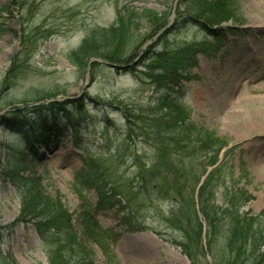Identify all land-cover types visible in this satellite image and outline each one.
<instances>
[{
	"label": "rangeland",
	"instance_id": "374dc122",
	"mask_svg": "<svg viewBox=\"0 0 264 264\" xmlns=\"http://www.w3.org/2000/svg\"><path fill=\"white\" fill-rule=\"evenodd\" d=\"M229 1L240 23L230 29L232 22L221 15L219 27L224 28L225 38L218 48L205 25L189 20L201 14L218 19L220 9L213 3L200 8L187 2L182 5L181 0H0V9L6 6L11 12L0 18V228L15 223L21 208L25 187L15 186L9 179L14 169L23 178L42 177L47 193H58L75 221L78 198L71 183L84 169L83 161L92 157L105 169L125 208L98 214L99 225L119 235L111 249L117 263L190 264L171 243L172 238L182 236L171 222L177 214L184 225L179 213V209L184 211V202L172 206L162 190L146 196L138 191L136 178L141 167L146 180L156 177L153 185L161 184L162 169L149 172L156 149L169 144V133H159L163 110H159L146 77L160 52L192 57L193 66L180 80L186 116L226 145L219 158L223 183L216 185L214 205L225 209L226 199L235 195L234 186L253 198L241 208V214L263 211L264 125L254 126L250 133L231 129L234 119L229 113L237 108L244 118L248 110L264 106V0ZM141 9L169 13L161 30L155 33L147 20L126 15L128 11L139 14ZM112 26L120 29L114 51L126 59L121 68L109 67L101 58L92 60L98 67L91 73L70 64L69 56L87 33ZM13 65L6 84V71ZM242 100L249 103L246 110L236 107ZM51 103L67 109L60 118L66 114L73 128H67L48 151L40 152V162L32 161L29 150H24L22 163L14 164L13 153L21 145L5 130L6 114L20 109L29 112L32 120L34 107ZM181 169V177L172 178L182 184L176 189L184 190V164ZM187 172L191 174L189 169ZM199 173V168L193 170V175ZM226 192L232 194L225 196ZM91 200H97L94 192ZM200 222L205 230L203 220ZM89 247L95 264H105L97 245ZM202 250L206 251L204 236ZM49 251L30 224H18L2 234L1 261L9 257L14 264H47ZM209 258L206 256L208 263Z\"/></svg>",
	"mask_w": 264,
	"mask_h": 264
},
{
	"label": "trees",
	"instance_id": "16d2710c",
	"mask_svg": "<svg viewBox=\"0 0 264 264\" xmlns=\"http://www.w3.org/2000/svg\"><path fill=\"white\" fill-rule=\"evenodd\" d=\"M186 2L190 7L196 5L200 8L204 5L212 6L213 3L220 9V16L215 20L205 14L199 15V18L190 16L189 19L198 23L200 27L205 25L208 36L218 48L223 46L225 38L223 30L219 27L223 22L221 15L232 22L233 28L240 23L234 15L229 0H181L182 5ZM6 13L11 14L5 6L0 9V18ZM168 14L159 15L148 9H141L139 14L126 12L130 18L135 16L147 20L155 33L161 30ZM202 16H204L203 21H201ZM119 30L114 26L91 30L69 56L68 61L78 69L82 68L85 71L88 69L90 73L98 67V64L92 61L94 59L101 58L107 64L117 66L125 64L126 59L118 57L114 51L119 42L118 35H121ZM192 61L190 55L182 52H160L155 55L153 64L149 66L146 77L151 85L152 94L156 95L159 110H163L159 133H169L167 136L169 144L156 149V158L152 161L149 172L162 169L161 184L153 185L156 177H147L146 180L142 168L138 167L136 176L138 191L144 192L147 196L154 191L162 190L161 194L163 193L166 199L169 198L172 206L177 202L181 205L184 202V211L179 209L184 225L177 214H174L176 218L171 222L182 236L172 238L171 243L179 248L190 264H264V210L258 215L250 212L241 214V208L253 198L244 190L235 189L234 186L231 188L235 195L226 199L225 209L220 210L214 205L213 195L216 185L223 183L221 176L223 162L219 163V158L226 145L220 138L198 127L186 116L181 102L184 92L180 80L182 73L193 66ZM13 67L14 65L6 71L4 80L6 84L13 74ZM32 110V120L28 117L29 112L13 109L6 114L8 117L2 122L7 133L13 134L19 140V145L25 144L28 150L32 151L40 146L48 149L50 141L47 134L57 140L62 134L63 127L73 128L68 116L64 123L59 122L61 119L58 114L64 113L66 108H58L51 103L46 106L39 105ZM78 110L81 111V104L78 105ZM13 157L16 159L13 163L20 164L22 153L15 151ZM83 163L84 169L75 174L71 183L72 191L78 198L75 221L74 215L62 203L58 193H47L42 184V177L33 175L23 180L18 176L17 169H14L9 179L15 186H24L25 190L21 193L22 203L15 223L0 228V242L4 232H11L18 224H30L40 241L50 248L47 264H95L90 245H97L105 258V264H118L111 249L119 235L112 229L102 228L98 222V214L115 207L122 212L125 208L120 205L119 193L115 190V185L108 181L102 165L92 157L84 160ZM183 164L184 190L176 189L182 184L172 178V175L181 177ZM195 168L200 169L197 176L193 175ZM211 168L213 170L207 175L208 169ZM188 169L191 174L187 172ZM205 175L204 181L200 184ZM154 188L156 190H153ZM91 192L95 193L96 202H92ZM135 193L136 191L132 194ZM231 194L226 192L225 196ZM201 219L205 224V230L200 222ZM122 222L128 223V221ZM74 223L78 229H75ZM203 236L206 241V251L202 250ZM206 256L210 257V263L207 262ZM0 264H14V262L8 257L0 260Z\"/></svg>",
	"mask_w": 264,
	"mask_h": 264
},
{
	"label": "bare ground",
	"instance_id": "6f19581e",
	"mask_svg": "<svg viewBox=\"0 0 264 264\" xmlns=\"http://www.w3.org/2000/svg\"><path fill=\"white\" fill-rule=\"evenodd\" d=\"M249 103L247 101H238L237 106L238 108H245ZM237 110V108H235ZM233 110L230 116L234 119L231 120L229 128H240L244 131L247 130L250 133L253 129H257L258 127H262L264 125V106L255 109V111L248 110V116H244L240 111ZM255 126V128H253Z\"/></svg>",
	"mask_w": 264,
	"mask_h": 264
}]
</instances>
